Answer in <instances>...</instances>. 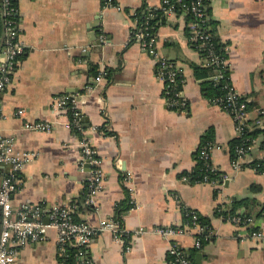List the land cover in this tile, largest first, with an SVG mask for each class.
I'll return each instance as SVG.
<instances>
[{
  "label": "crops",
  "instance_id": "obj_1",
  "mask_svg": "<svg viewBox=\"0 0 264 264\" xmlns=\"http://www.w3.org/2000/svg\"><path fill=\"white\" fill-rule=\"evenodd\" d=\"M114 2L120 8H103L102 0H16L17 38L24 52L0 93V132L13 138L16 150L38 152L17 174L14 211L24 203L41 204L46 219L54 205L73 204L74 219L92 227L118 216L133 232L130 249L126 252L110 231L96 230L82 258H76L78 247L72 245L63 258L49 228L44 241L21 246L14 264H61L70 247L76 248L73 264H86L84 259L91 264H166L171 242L184 250L190 264H264V217L256 215L264 202V169L252 164L264 159V133L233 167L229 142L236 137L234 120L201 93L202 79L191 63L203 61L188 40L189 15L162 10L154 23L157 54L181 70L183 105L178 109L163 99L155 57L130 38L137 9L159 7L161 0ZM207 10L224 43L231 84L248 104L247 122L252 129L264 128V0H207ZM99 39L102 43L95 44ZM92 66L105 72L99 82ZM88 86L93 89L86 91ZM63 93L80 95L83 131L101 159L104 177L93 206L85 203L88 171L81 163L80 137L54 108ZM19 108L22 116L16 114ZM27 119L55 124L48 132L28 130L23 126ZM208 132L209 162L226 176L216 184L189 179ZM242 197L256 201L255 222L249 226L261 238L215 214L217 205ZM126 199L131 203L119 213ZM182 207L208 219L203 236L185 221ZM156 227L183 231L164 237Z\"/></svg>",
  "mask_w": 264,
  "mask_h": 264
},
{
  "label": "built area",
  "instance_id": "obj_2",
  "mask_svg": "<svg viewBox=\"0 0 264 264\" xmlns=\"http://www.w3.org/2000/svg\"><path fill=\"white\" fill-rule=\"evenodd\" d=\"M114 6L120 8L114 0H102V7ZM161 8L163 12L170 14L179 10L191 16L188 22V40L190 45L202 57L205 66L212 65L214 73L211 78L214 81L220 80L227 69L225 56L216 54L212 47V34L208 30L210 15L207 10V0H161L159 7L146 6L143 8L141 19L138 20L137 13L134 17L131 39L136 41L144 52L152 54L156 60V75L163 84V99L167 106L180 109L183 105L180 100L181 70L175 62L159 56L156 52L157 36L151 30V20L155 17L156 9ZM16 15V6L11 5V0H0V21L3 24V35L5 38L4 47L2 45L3 58L0 60V93L9 82L11 72L17 61V57L24 52L22 43L18 40L17 20L9 19V16ZM3 41V40H2ZM105 72L100 71L95 76V81L99 82ZM180 77V78H179ZM227 87V85H224ZM92 86H88L86 91H91ZM78 93H63L55 98L54 108L66 116L64 125L71 131L79 135V144L82 154V167L88 166L86 178V198L85 203L94 205L96 196L101 189L103 182V169L101 159L97 155L96 149L90 143L89 138L84 134L82 125V115L79 107ZM239 94L233 86H228V90L223 97L216 98L213 104L225 110L234 120L235 135L241 136L247 125V102L238 100ZM24 110L19 108L16 114L22 116ZM2 111L0 109V117ZM55 122L54 120H25L23 126L28 130L50 131ZM251 145L243 141L236 147V158L232 159L233 167L239 166V160L245 157ZM212 144L202 142L198 148V159L201 160L210 171H218L210 164L209 157ZM38 155L35 150H16L14 140L11 136L0 132V208H1V230H0V264H14L21 246L32 241H44L47 238V231L52 228L56 234V243L61 256H66L67 245L76 246V258L84 256V246L89 242L96 230H107L113 234L116 241L123 245L127 252L130 248V238L132 233L125 227L123 222L118 219L100 220L97 227L90 226L85 221L74 219L75 205L60 204L54 205L47 213L48 221H45V208L41 204L24 203L16 211L13 210L11 197L17 189V174ZM264 161V159H262ZM129 179V173H128ZM222 178H226L223 174ZM203 182L218 183L219 179L209 178L204 174L201 178ZM222 219L234 224L237 228H245L246 224L252 225L255 218L249 217L242 219L238 214H228L222 212L219 215ZM192 224L197 227L198 233L202 232L203 227L197 223V215L192 213ZM264 217V215L262 216ZM155 231L164 237L174 233H180L183 228L179 227H156ZM253 236L261 238L260 231L252 230ZM195 245L200 247V239L195 241ZM169 258L166 264H190L184 250L176 243L171 242L168 247ZM91 264L84 259L81 263ZM61 264L66 263L65 260Z\"/></svg>",
  "mask_w": 264,
  "mask_h": 264
},
{
  "label": "trees",
  "instance_id": "obj_3",
  "mask_svg": "<svg viewBox=\"0 0 264 264\" xmlns=\"http://www.w3.org/2000/svg\"><path fill=\"white\" fill-rule=\"evenodd\" d=\"M11 5L16 6V0H11ZM143 11V7L138 8L136 13L138 16V20L141 19L142 16V12ZM162 9H156L155 13V17L151 20L152 23V28L151 30L153 32H155V26L154 23L156 21V19L158 18V16H160ZM189 18H191V16L189 15ZM9 19H15L17 20L18 17L15 15H12L11 17L9 16ZM213 21L209 20L208 21V30L209 32L212 34L211 37V41H212V47L213 50L216 54H220L221 56H225L224 53V43H222L220 41V39L218 38V36L216 35V31L214 29V27H212L213 25ZM3 33V24L2 21H0V38L1 35ZM1 41V39H0ZM4 41L5 38H3L2 41V45L4 47ZM201 56H204V51L201 50ZM25 54H23L21 56V58L24 57ZM191 66L193 68L194 71V75L197 77H201L202 81H201V93L210 100L211 103H213V101L216 98H221L223 97L227 90H228V86L232 85L230 78L228 77V70L225 69L224 70V76L223 78H220V80H218L217 82L214 81L211 76L214 73V68L212 65H207L205 66L204 64H195V63H191ZM91 71L92 73L96 74L97 73V69L95 66L91 67ZM207 77V78H206ZM180 78V77H179ZM224 85H227V87H225ZM178 86L181 88L182 83L179 82ZM238 100H244V97L240 96L238 97ZM247 108H248V104H247ZM246 126L244 128L243 134L241 136H236L234 137L230 142H229V149H230V155L231 158H236L237 154H236V147L242 143L243 141L247 142V144L252 145V143L254 142L255 138L257 137V135L264 133V128L260 127V126H254V128H250L251 125L248 124L247 120H246ZM202 142H208V143H212V139H211V134L210 132H208L207 134H205V136H203L202 138ZM252 164L254 165V167L258 170V171H263L264 169V161L259 160L258 162H252ZM220 171H210L207 168H205L203 162L201 160L197 161V164L195 165V167L193 168V170L191 171V173H189V179L191 181H199L202 176L204 174H207L209 178H218L219 180L221 179V175H220ZM251 188L255 189L256 191L260 190V186L257 185H251ZM127 194V191H126ZM126 203L124 205L123 202H121V204L119 205V207H121L119 209V213L123 212L125 209H128L129 205H130V200L126 199L125 200ZM124 205V206H123ZM256 205V201L254 198H248V197H242V198H232L228 203H224V204H219L217 205L216 209H215V214L216 215H220L222 212L224 213H228V214H238L241 216L242 219H246L249 217H252L253 213V209L254 206ZM183 210V217L185 219V221L187 223H191L192 222V213H195L197 215V223H199L202 227H203V231L200 233L201 236H203V234L206 233V231L209 230L210 225L208 223V219L204 218L203 216H199V214H197L195 211L187 208V207H182ZM257 217H262L264 215V202L262 203L259 211L257 212ZM114 219H118L121 220L122 219L120 217H115ZM245 228L252 230V226H249V224H246ZM0 230H1V208H0ZM76 251V248L74 247H70L68 248V256L66 257L67 259L65 260L66 263H70V262H74V253Z\"/></svg>",
  "mask_w": 264,
  "mask_h": 264
},
{
  "label": "water",
  "instance_id": "obj_4",
  "mask_svg": "<svg viewBox=\"0 0 264 264\" xmlns=\"http://www.w3.org/2000/svg\"><path fill=\"white\" fill-rule=\"evenodd\" d=\"M101 43H102L101 39L95 41V44H101ZM85 168L88 170V166H85ZM45 221L47 222L48 219L46 218Z\"/></svg>",
  "mask_w": 264,
  "mask_h": 264
}]
</instances>
